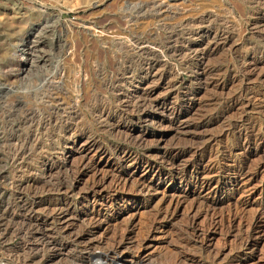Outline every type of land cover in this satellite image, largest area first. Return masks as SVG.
I'll use <instances>...</instances> for the list:
<instances>
[{"label": "rangeland", "instance_id": "rangeland-1", "mask_svg": "<svg viewBox=\"0 0 264 264\" xmlns=\"http://www.w3.org/2000/svg\"><path fill=\"white\" fill-rule=\"evenodd\" d=\"M160 1L186 10V18L212 13L214 28L227 34L224 47L203 59L166 55L171 85L152 91L165 108L149 119L98 122L86 102L94 91L91 102L114 103L105 83L114 76V58L126 53L116 39L153 29L147 43L157 45L162 24L175 19L152 17ZM39 36L48 61L18 72L23 42ZM56 65L65 66L68 95L80 98L75 120L85 132L68 158L70 170L63 168L62 190L38 195L24 188L26 199L39 200L41 226L70 243L67 251L51 253L53 264L88 262V248L143 264H264V0H0L4 84L18 91L39 87ZM5 97L0 92V109ZM49 111L40 105L39 112ZM87 136L98 144L83 145ZM50 139L43 156L61 146ZM116 146L132 155L102 151ZM39 155L28 159L27 170L38 173ZM22 242L20 235L9 237L0 256L20 250Z\"/></svg>", "mask_w": 264, "mask_h": 264}, {"label": "bare ground", "instance_id": "bare-ground-1", "mask_svg": "<svg viewBox=\"0 0 264 264\" xmlns=\"http://www.w3.org/2000/svg\"><path fill=\"white\" fill-rule=\"evenodd\" d=\"M154 7L155 13L152 12L154 13L152 17L157 18V21L169 16L175 19L172 22L162 24L165 35L161 41H156L157 45L154 44L155 46L147 43L148 35L153 33V29L140 31L141 33L134 30V32H129L126 38L116 39V42L114 40L115 43L121 45V48L126 49L125 54L120 53L121 55L114 58V76L105 83L107 88L113 92L114 103L113 105H106L91 102L95 95L93 90V94L90 97L88 95L86 102L92 115L100 123H113L114 125L115 119L123 117L131 120L135 118L149 119L155 108H165V100L153 97L152 91L159 85H171L168 78L170 71L167 72L164 68L167 65L164 57L176 55L183 56V58L203 59L211 51L213 52L221 45L223 46V42L227 39L225 32L215 29L212 25V13L195 15L197 12L194 11L195 16L186 18L183 15L186 10L173 9L169 3L156 2ZM163 21L165 22V20ZM205 21L208 23L204 24ZM199 37L202 39L197 41L196 39ZM110 38L112 39L109 37V40H111ZM206 38H208L207 49L203 46ZM158 40L160 39L158 38ZM43 41L44 37L39 36L36 41L23 42L22 66L19 64L18 72L27 63H31L33 67H38L39 61H44L43 64H46L48 61L46 59L47 53L46 50H42L40 45ZM133 62L139 64L140 75H135ZM56 67L55 72L44 74L39 87L26 88L23 91L5 85L6 83L4 84L0 77V92L7 94L0 109V161L3 162V165L0 166V244H3L13 235H20L23 239L20 250L7 257L0 256V264H53L55 259L53 254L65 252L70 245L68 240L57 238L52 233L53 231L50 232L41 226V222L35 217V207L39 201L35 198L36 196L34 195L32 200L24 197V188L27 185L34 187L32 188L33 194L38 195L39 192L50 189L62 190L61 188L66 186L67 181L63 168L69 169L71 167L68 166V158L72 155L73 150L77 149L82 137L81 134L85 132L75 120V118L81 117V110L78 107L80 98L68 95V91L62 86L65 66L56 65ZM44 71H47L46 68L42 70V73ZM98 74L101 76L102 73L99 72ZM149 79L151 82L148 81ZM145 81H148L147 84H144ZM41 104L48 105L51 111L47 114L39 112ZM174 116L178 117V114ZM55 129H59V132L57 131L59 138L53 141L55 140L52 138ZM89 138H85L86 142L84 140L83 145L88 143L89 146L93 147L98 144L95 139L90 140ZM46 139H50L52 143L60 142L58 145L61 144V146L55 155L51 153L43 156L42 150L46 148ZM139 139L142 141L144 134H140ZM108 150L117 154L123 152L125 156L132 155V153L125 152L117 146L102 151ZM39 153H41L42 160L39 166L34 167L39 169L38 173L27 170L30 168L28 159L30 157L34 159L33 156H37ZM177 153L172 151L168 155L172 156ZM25 170L29 174L20 173ZM6 194L13 195L14 198L5 199ZM88 250V262L74 261L72 264H99L100 261L103 264H143L141 260L124 262L110 254L92 252L89 248ZM39 256H41L40 259H37Z\"/></svg>", "mask_w": 264, "mask_h": 264}]
</instances>
